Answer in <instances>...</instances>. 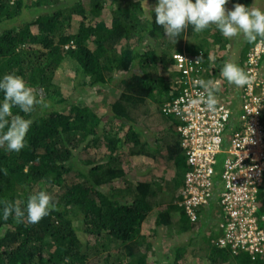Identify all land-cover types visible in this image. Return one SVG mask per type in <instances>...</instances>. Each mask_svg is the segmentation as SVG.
Segmentation results:
<instances>
[{
	"label": "trees",
	"instance_id": "trees-1",
	"mask_svg": "<svg viewBox=\"0 0 264 264\" xmlns=\"http://www.w3.org/2000/svg\"><path fill=\"white\" fill-rule=\"evenodd\" d=\"M254 1L229 0L225 8L236 3L258 8ZM156 3L0 0V77L21 76L40 101L29 114L12 109L33 124L19 153L0 148V214L7 203L24 209L27 197L40 190L57 205L35 224L26 216L23 222L0 218V264H191V258L199 264H264V255L216 245L226 191L217 166L209 177L211 195L192 213L187 210L188 175L194 172L179 129L187 123L163 111L184 87L173 59L179 53L193 75L201 68L204 80L218 79L226 87L218 99L237 121L244 87L228 84L220 72L231 59L248 74L250 54L264 40L242 39L231 50L232 39L212 25L201 33L189 26L176 43L154 22L150 8ZM66 61L75 66L76 77L69 97L56 83ZM257 67L264 82V53ZM158 68L166 74L157 76ZM109 88L119 95L99 117L83 91L103 89L107 99ZM233 125L226 126L228 138ZM135 159L145 171L132 176L139 166ZM158 160L170 164L160 176L153 166ZM260 186L256 215L264 218V183ZM165 194L170 197L162 204ZM150 216L154 229L145 235ZM158 236L175 247L164 260L151 261Z\"/></svg>",
	"mask_w": 264,
	"mask_h": 264
},
{
	"label": "built area",
	"instance_id": "built-area-1",
	"mask_svg": "<svg viewBox=\"0 0 264 264\" xmlns=\"http://www.w3.org/2000/svg\"><path fill=\"white\" fill-rule=\"evenodd\" d=\"M263 53L264 44H261L250 54L251 83L243 88L237 121L231 120L233 111L217 96L215 112L207 111L203 104L190 103L206 93L194 83L201 79L198 70L193 75L188 59L179 53L174 55V60L176 69L183 73V81L178 85L184 87L182 94L163 109L187 123L179 128L194 172L188 175V192L192 198L185 205L187 210L192 213V207L205 203L211 195L209 177L217 171L214 170L217 166L226 191L221 199L223 220L217 227L222 236L216 245L240 249L253 257L264 255V218L256 215L255 202L260 185L264 183V82L257 78V66ZM227 124H235L231 127L235 131L229 138L225 135ZM219 157H224L221 164Z\"/></svg>",
	"mask_w": 264,
	"mask_h": 264
},
{
	"label": "clouds",
	"instance_id": "clouds-1",
	"mask_svg": "<svg viewBox=\"0 0 264 264\" xmlns=\"http://www.w3.org/2000/svg\"><path fill=\"white\" fill-rule=\"evenodd\" d=\"M228 3L229 0H157L155 7L150 9L154 13L155 24L163 28L166 38L176 43V38L189 26L195 33H201L212 25L226 39L242 37L249 44L258 39L264 40V10L240 3L234 4L232 10H227L225 5ZM200 70L198 73L201 79L194 83L198 84L206 95H201L190 103L203 104L207 111L215 112L217 98L224 95L226 87L221 85L218 79L204 80ZM220 75L228 84L237 88L251 83L250 76L231 59L224 63ZM0 92L3 93V99L0 100V148L19 153L26 146V138L33 121L13 115L12 109L19 108L21 112L29 114L40 101L24 79L15 74L0 77ZM56 208L52 196L46 190H40L27 197L24 209L14 202L5 204L0 218L7 220L14 216L19 222H23L26 216L28 223L35 224Z\"/></svg>",
	"mask_w": 264,
	"mask_h": 264
},
{
	"label": "rangeland",
	"instance_id": "rangeland-1",
	"mask_svg": "<svg viewBox=\"0 0 264 264\" xmlns=\"http://www.w3.org/2000/svg\"><path fill=\"white\" fill-rule=\"evenodd\" d=\"M254 5L258 6V8L264 10V0H255L254 1ZM243 38H232V42L230 45V49L232 50L234 47L236 48L235 44L240 43V41ZM238 49V48H236ZM238 51V50H237ZM235 52L234 55L236 57V54L238 52ZM223 55H225V53H223ZM233 56V55H232ZM74 65L71 64V62H67L64 63V66L57 72L56 75V83L62 88L63 94L66 97H69L71 95V93L73 92L74 88H75V69H74ZM160 69V70H158ZM157 71V76H164L166 74V71H163L162 68H158ZM151 76L155 74L156 76V72L155 70H151ZM109 94L110 97L104 98V96L102 94L105 93V91L103 89H97V90H88L85 89V91H83V95L85 100L87 101V103L90 105V107L92 108V111L95 112L99 117H104L108 112L105 107V104H109L112 103L116 100V98L118 97V93L116 94L115 91L111 90L109 88ZM101 95V97H99ZM156 106H153V108ZM137 164L139 163V166L137 165V169L133 172L132 176H135L136 174H138V172H143L145 171V166L142 165L143 161L139 160V159H135ZM167 164L165 161L163 160H158L156 163L153 164L154 167L158 168L157 170V174L160 176V174L162 173L163 170H165V168L167 167ZM153 174L150 176L152 177ZM157 177V176H156ZM134 180V177H132ZM146 181H151V178H147L145 179ZM170 197L169 194H165L162 197H159V200H161L162 204H166L168 201V198ZM154 214V212H153ZM154 216H150L149 220L146 222V224L142 227V233L145 235H150V231L152 229H154ZM207 231V230H206ZM155 241L157 242V252L154 254L150 255L151 261H155V260H164L166 252L170 249H173L175 246V243L173 245V243L170 244V240L169 239H163L160 236H158L157 239H155ZM162 256V257H161ZM191 258V256L189 257ZM191 264H199L198 262H196L195 258H191L189 261Z\"/></svg>",
	"mask_w": 264,
	"mask_h": 264
}]
</instances>
